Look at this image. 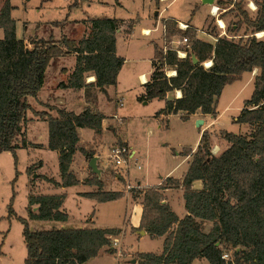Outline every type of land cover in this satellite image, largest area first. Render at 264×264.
<instances>
[{"label":"trees","instance_id":"trees-1","mask_svg":"<svg viewBox=\"0 0 264 264\" xmlns=\"http://www.w3.org/2000/svg\"><path fill=\"white\" fill-rule=\"evenodd\" d=\"M2 1L0 155L11 152L15 165L19 147H40L27 142L23 131L28 122L27 111H31L34 117L46 121L47 147L59 154L60 183L45 175L38 178L55 188L79 185L71 172L72 160L81 153L89 161L94 153L79 144L78 130L88 128L96 136L101 135L105 116L89 107L75 114L47 104L44 105L46 111L36 112L28 99H36L44 83L45 70L54 58L62 56H75L76 67L68 83H61L59 88L84 89L86 100L93 104L97 90L106 93L105 88L115 87L118 72L125 62L116 55L115 33L121 21L117 18L83 21V24L89 23L88 34L77 42L64 36L59 40L41 38L25 42L16 37L10 0ZM72 1L69 11L79 8L82 0ZM233 7L250 30L237 41L210 32L215 43L203 42L197 39L192 28L187 27L182 32L177 29V23L168 18L164 21V41L168 44L174 36L187 38L188 48L179 49L186 53L185 58H179L176 50L169 46L165 49L153 46V70L150 80L142 85L141 101L163 100L175 90L182 93L180 98L166 100L163 109L156 113L157 117L183 112L181 119L187 121L190 115L199 111L203 116L215 118L216 103L224 87L238 81L245 72L257 69L259 73L254 78L251 97L243 102V109L233 120L234 124L250 128L248 136L221 131L224 147L213 154V136L208 131L203 132L195 152L192 153L191 148L181 152L184 157L191 155L182 182L165 179L171 186H183L186 215L180 219L163 203L165 199L159 190L165 187L148 188L142 193L138 229L151 237L166 238L159 254L140 253V264H192L197 258L205 259L209 264H224L221 255L228 249L234 250L238 264H264V37L255 36L264 33V0L256 3L254 18L238 5ZM192 56L198 60L196 65L192 63ZM205 61H210L211 65L204 67ZM169 68L174 75H168ZM87 74L94 76L93 84L85 83ZM52 111L56 116L51 115ZM26 173L32 174V166ZM194 181H201L200 190L192 188ZM85 182L97 186L98 191L83 196L98 203L117 201L122 197L120 191H103V183L96 176ZM64 198V194L28 196V219L66 221L67 214L62 209ZM12 199L13 195L7 218L14 216ZM15 219L23 225L24 264H84L97 258L101 248H110L111 237L120 233L119 229L93 228L30 230L28 221ZM205 222L212 223L207 233L203 232Z\"/></svg>","mask_w":264,"mask_h":264},{"label":"rangeland","instance_id":"rangeland-1","mask_svg":"<svg viewBox=\"0 0 264 264\" xmlns=\"http://www.w3.org/2000/svg\"><path fill=\"white\" fill-rule=\"evenodd\" d=\"M160 0H82L79 8L68 10L72 0H12L10 3L15 6L12 13L13 19L18 23L17 39H54L59 40L61 37H66L77 41L88 34L89 23L83 21L93 20L95 18L108 19H123L127 22L124 26L130 28L134 23L132 39L126 43L125 37H120L117 53L125 58V63L122 66V76L120 85L116 88L110 87L109 93H101L98 97L96 107L107 116L104 123L106 127L103 135L93 137V131L84 128L81 131V141L87 151L98 154L101 157V166L106 167L102 175V183L111 190H122L132 192V196H136L138 188L137 181L144 180L150 184L158 182L157 177L163 175L171 168H177L173 171L174 175H180L183 169V155L181 152L184 149L197 147L198 133L204 125H196L193 119L183 121L180 114H171L167 120H159L156 112L163 104L158 100H151L150 103L143 105L141 97L144 91L141 87V75L149 76L150 74V58H152L153 47L150 40L160 39L161 19L167 16L175 17L182 23L189 20L191 25L203 31L212 32L220 36L226 35L229 38L237 41L241 36L249 34L250 30L242 23L241 15L233 5H238L244 10L250 18H254L256 12V3L261 0H214L213 4H206L207 7H199L193 10L196 5H201L202 0H163L159 6ZM3 1L0 0V8ZM219 3V4H218ZM216 10L213 12L212 10ZM208 10V15L205 20V12ZM160 12L157 21L156 29L154 23L156 17L155 12ZM212 12V13H211ZM130 21V22H129ZM57 22L55 26L52 23ZM219 22L223 23L222 28ZM184 25V24H183ZM186 26V24L184 25ZM142 29H151L150 37L143 36ZM177 29L182 31L177 24ZM228 29V31H227ZM148 34V33H146ZM204 40L209 39L206 34H199ZM256 38H263L264 33L255 35ZM177 42L169 47L181 49L182 37H172ZM2 39V34H1ZM117 54V55H118ZM75 57L62 56L54 58L44 72V83L37 95L39 101L49 103L56 102L58 108H65L79 114L82 110L78 97L73 96V93L55 88L60 81H66L67 76L61 73V68H70L74 65ZM211 65L210 61H205L204 67ZM259 71L245 72L241 78L234 83L224 87V91L216 103L217 121L213 122L210 132L212 148L215 154L219 153L224 144L221 142L220 132L227 131L233 134L248 136L250 128L247 125H237L233 120L239 115L242 110L243 102L248 100L254 91V78ZM168 75H172L168 72ZM71 92V91H69ZM62 100V104H58V100ZM29 105L35 111L47 110L45 107L36 101L35 98L28 99ZM94 103V104H95ZM121 103V106L119 105ZM28 112V118L33 117L31 111ZM53 112V111H52ZM51 112V113H52ZM117 115L120 119L109 118ZM201 120V119H199ZM206 123L209 119L206 117ZM27 124V123H26ZM26 124L24 133L26 134ZM35 128L38 129L35 137L37 142H43V130L40 124ZM109 130V131H108ZM217 130V131H216ZM103 131V128H102ZM35 133V132H34ZM124 140L128 145H132L137 150L135 157L127 161L125 168L115 167L109 160V150L114 148L118 143ZM22 140V137L19 139ZM53 151L48 147L43 150H31L30 148H21L16 150L17 162L14 165L13 155L11 152L2 153L0 155V264H24L26 259V250L24 239H22L23 225L15 218H22L28 221L30 230H45L51 228H118L122 226L123 210L126 207V200H121L116 203H100L82 198L79 199L76 192L80 188L69 187L66 189V199L64 200V211L68 214L66 221H37L28 219V196L56 194L60 191L45 190L46 187H51V184L41 180L38 176L39 161H36L40 154L46 160L45 171L52 179L58 178L60 171L59 165L52 154ZM81 157V155H80ZM79 157V158H80ZM32 166V174L28 175L26 169ZM129 171V176L126 175L117 178V175L125 174L124 171ZM16 173H18L16 175ZM90 169H87V178L83 182L95 177ZM90 177V179H88ZM16 178L15 182L13 180ZM98 179V178H97ZM128 179L131 182H125ZM101 180V179H100ZM104 189V188H103ZM84 190H90L84 189ZM11 201L14 216H8V206ZM181 208L176 204L175 210L180 214ZM34 210V208H32ZM184 210V208H183ZM125 211V210H124ZM93 214V222L88 217ZM117 238V237H116ZM116 238L111 237V247L114 252H110L108 247L101 250L97 260H90L84 264H139L132 263L136 260L138 251H147L159 254L161 252L162 242L158 238L151 239L146 237L138 245L128 236L120 240L118 246ZM122 251V252H121ZM192 264H209L205 259H196Z\"/></svg>","mask_w":264,"mask_h":264},{"label":"crops","instance_id":"crops-1","mask_svg":"<svg viewBox=\"0 0 264 264\" xmlns=\"http://www.w3.org/2000/svg\"><path fill=\"white\" fill-rule=\"evenodd\" d=\"M11 1L12 0H10V2ZM20 1L22 2L23 0H20ZM161 2H164V1L163 0H160L159 3H158V5L156 3V6L158 7ZM200 4L201 5H196L195 6V9L193 10V13H191V16L194 14L195 10H197L199 7H203V8H204V6L207 7L206 4H202V3H200ZM11 6H12L13 9L11 10L10 16H11L12 20L15 21L13 19V17H12V13L15 11L14 10L15 6H13L12 4H11ZM207 8L209 9V7H207ZM208 13H210V12H208V10H206V12H205V16H206L205 17V20L207 18ZM159 14H160V12H158V11L155 12L154 17H156V22L154 23V29L153 30L156 29L155 27L157 25V21H158V18H159ZM168 18L173 19L177 24H182V25L183 24L184 25L186 24L187 27L192 28L195 31V35H196L197 39H199V40H201L203 42L211 43V44H214L215 43L216 39L209 32L203 31V28H204V25H205V21H204V25L202 26L201 30H199V29H197V28H195L194 26L191 25V23H190L191 20H189L186 23H182L179 20H177L175 17L167 16V18L161 19V33H160L161 36H160L159 41H157V39L150 40V44L152 45V47L154 45L158 46V48H160V49H165V48L168 47V44H166L165 41H164V38H165L164 37V21L165 20H168ZM118 20L121 21V25L117 29L116 33H115V37H116V55L118 54L117 51H118V44L120 42V37L121 36L125 37L124 43H126L128 40H131L132 37H133L132 34H133V27H134V23L131 24V27L130 28H128V27L124 26V24L127 22L126 20H123V19H118ZM18 28H19V25L15 21L16 34H17ZM142 32H143V36H146V37H150V35L152 33L151 32V29L150 30L149 29H142ZM146 33H148V34H146ZM1 34H2V37H3V33L0 30V39H1ZM199 34H206L209 37V39H207V40L204 39L203 40L200 37ZM82 35H83V33H82ZM82 35H81V37L83 38ZM82 38L78 39L77 41L81 40ZM23 40L25 42H27L26 39H23ZM176 42H177V40H174L173 38H171V40L168 43L172 44V46H173ZM171 48H173V47H171ZM153 52H154V48H153ZM153 52H152V54H153ZM118 56H120V55L118 54ZM72 57H75V56H72ZM120 57H122V56H120ZM153 57H154V54H153L152 58H150V74H149V76H144V75H141L140 76L141 77V83H142V85H144L145 83H147L150 80V77H151V74H152V70H153V67H152V59H153ZM123 59H124V61H126L125 58H123ZM75 67H76V59H75L74 65L72 67H70V68H64L63 67V68L60 69L61 73L65 74V76H67L66 81L65 80L62 81V82L60 81V84L61 83H63V84H67L68 83V81H69V79H70V77L72 75L71 73L75 69ZM121 69H122V67H121ZM121 69L118 72L119 74H118V77H117V84L115 85V87H112V88H116L117 86L120 85V78L122 76V73H121L122 70ZM168 70H167V72H171V74L173 73V70L171 68H169ZM255 70L256 71H259L257 69H255ZM174 73L172 75H174ZM94 82H95L94 76H92L91 74H87L86 77H85V83L86 84H93ZM60 84H58L55 88H59V85ZM142 85H141V87H142ZM109 88L110 87L105 88L104 91L106 92V94L109 93V91H108ZM61 90L67 91L68 93H71V95L73 93V96L78 97V101H80L79 103H80V107H81V110H82L81 112L84 111L83 109L85 107H89L93 111H97L98 110L99 112H101L96 107L97 103L91 104V103H89L86 100L84 89H79L78 91H76V90L71 89V88H62ZM69 91H71V92H69ZM101 93H103V92L98 91V90L96 91V101L97 102H98V97H99V95ZM38 94H39V92H38ZM181 96H182L181 91L175 90V91L169 92L166 95L165 99H163V100H158V99H152V100L161 101V103L163 104L162 107H159V110L157 111V112H159L160 110L163 109L164 102L166 100L167 101H170V100L175 99V98H180ZM36 101L41 105V107L42 106L44 107L45 104L50 105V106L57 107V105L55 104L56 102H54V104L53 103L46 102V101H42L41 102V101L38 100V97H36ZM150 102L151 101H144L142 104L143 105H146V104H148ZM57 103L60 105V104L63 103V101L60 99V100L57 101ZM119 105L121 106V103H119ZM67 111H70V110H67ZM36 112H42V111H36ZM71 112H73V111H71ZM101 113L104 115L103 112H101ZM178 114H180L181 116L184 115L183 112H179ZM51 115L56 116V113L53 111L51 113ZM104 116H105V119L102 122L103 131L101 132V135L104 134V131L106 129V127L104 126V123L107 120L106 119L107 116L106 115H104ZM216 116H217V111H216ZM206 117L209 119V121L207 122V124H204V123H206V121H205ZM109 118H117L118 120L120 119L117 115H114L113 117H109ZM157 118L160 121L161 120H164V119L167 120L166 119L167 117H164L163 115H160ZM216 118L217 117L213 118V117H211L210 115H207V114H206V116H203L202 114H200L199 111H197L195 114L190 115L188 117V120L193 119L195 123H197V121L199 119H201L203 121L202 122V125H204V126H202V128H200L199 133H198L197 140L199 139V137L201 136V134L203 132H207V131L208 132H213V131H215V130H212V127L214 126L212 124H213V122H216L217 121ZM27 119H28V122H27L26 128H25L26 129V134H25L26 137L25 138H26L27 142H29V143H31L33 145H40V147H37V148H34V147H28V148H30L31 150H43V149H46L47 148V141H48V129H47V123H46V121L45 120H41L40 118L34 117V116L33 117H29V118L27 117ZM38 123L40 124L41 129L44 132V134H43V136H44L43 142H37L36 141L37 138L35 137V135H36L38 129H36L35 127L36 126H39ZM83 129L84 128H79V130H78L79 144H81L82 146H84V144L81 141L80 134H81V131H83ZM95 136L96 135L93 132V137H95ZM120 141H121L120 144L126 146L130 150V153L132 155V157L130 159H132L133 157H135V155L137 154V150L135 149V147H133L132 145H128V143L126 141H124V140H121L120 139ZM197 147L191 148L192 153L196 151ZM212 153L215 154V151L213 150V148H212ZM52 154L54 155V157H55V159L57 161V165H58V157H59L58 152L57 151H53ZM80 155H81V157H80ZM95 157H96V163L95 164H97V169L100 171L99 172V175H96V177L98 178V180L101 179L100 181L102 182L103 181L102 180L103 179L102 178V175L104 174L106 167H104V166L102 167L101 166V160H100L101 157L98 154H95ZM130 159H128L127 161H129ZM35 160L36 161H39V166H40L39 167V173H40V175L41 176H44L45 175L46 177H49V175L45 171L46 167H48V166L46 165V160L43 159L42 155L40 154L37 158H35ZM190 160H191V155H189L187 157H183V159L181 161L183 163V169H182V172L180 173V175H174L173 174V171L177 168V166L179 165L178 164L175 167L171 168V170H169L166 173H164L163 175H159L157 177L158 182H155L153 184H150L148 181H146V177L144 176L143 177V179H144L143 181L141 179V181H137V185L135 184L136 187L138 188V192H141V193H137L136 196H132L133 194L130 191H124L123 192L122 190H119V189H117V190H111V189H109L108 187H106L104 185L103 186L104 189H102L103 191H107V192H117V191H120V192H122V197L119 198V199H117V201H112V203H116V202L121 201V200H126V207L124 209L125 211L123 210V217H122L123 218V222H122V226L121 227H118V228H100V229H116V230L119 229L120 230V233L118 234V236H116L117 238L116 237H112V238H116V240L118 241L117 242V246H118V243L120 242V240H123V238L125 236L131 237L135 241V244L136 245H138L139 243H141L146 237H149L151 239H155V238L157 239L158 238L159 240H161L162 246H163V242H164L166 236L151 237V236H148V234L144 230H142V231H144L145 233L144 234H140V231L141 230L138 229V227L140 225V220H141L140 216H141V213H142V202H143V200H142L143 194L142 193L146 189H148V188H154V187H160V186L161 187H165L164 189L159 190V192L162 194L163 198L165 199L163 203H165L166 205H168L169 208L171 209V211H173L177 217H179L180 219H182L186 215V210L184 208V199L182 198L183 193H184V188H183L182 185H178V186L172 185L171 186L169 183H167L165 181V179H171V180L173 179V180H178V181L182 182L181 180H182L183 176L186 174V172H187V170L189 168ZM88 163H89V161L86 160L85 157L81 153L80 154L77 153L74 156V158L72 160V163H71V172L75 175L76 179L78 180V182L80 184L79 185H76V186H72V187H74V188H80L76 192V195H77V197L79 199H81V197H82V198L88 199L90 201H94V200H91V199L86 198V197L83 196V194H85V193H94V192H97L98 191V187L97 186L90 185V184H88L86 182H83V179L87 178V176H86L87 169H90L91 170V168L88 165ZM126 169H127V167H126ZM91 172H92V170H91ZM124 172H125V174L122 173L120 175H117V178H121V176L123 177L124 175H126V178H128L129 171L127 170V171H124ZM93 175H95V174H93ZM88 179H90V177ZM54 181L57 182V183H60V174H59V177L58 178H54ZM125 182L129 183L131 186H135V185H132L131 182L128 181V179H125ZM67 188H69V187H63V188L57 187V188H55L54 186L51 185V187H46L45 186L44 189L47 190V191H52V193L55 192V191H60V193H56V194H46V195H63L64 194L65 195L64 200H65L66 199V196H67L66 193H65V191H66ZM88 188H90V190H84V189H88ZM192 188L195 189V190H200L202 188L201 181H194L193 184H192ZM64 200H63V205H64ZM94 202H96V201H94ZM106 203H111V202H106ZM96 204L99 205L100 202L99 203L96 202ZM176 204L181 208L180 209L181 210L180 211V214H177L176 213V210H175V205ZM63 207L64 206H62V209H64ZM183 208H184V210H183ZM67 218H68V214H67ZM88 219L91 222H93V214H91L88 217ZM211 225H212L211 222H205L203 224V232H205V233L209 232V229L211 228ZM94 229H96V228H94ZM104 248L105 247L101 248V250L104 251ZM108 249H109L110 252H114L115 251L112 248H108ZM161 251H162V247H161ZM100 252H99V254H100ZM140 253H150V254H154V253L147 252V251H138L137 252L138 257H137L136 260H132L131 261L132 263H133V261H135V263L137 261L139 262V260H140L139 254ZM97 259L98 258H94V259H91V260H97ZM197 259H202V258H197Z\"/></svg>","mask_w":264,"mask_h":264},{"label":"built area","instance_id":"built-area-1","mask_svg":"<svg viewBox=\"0 0 264 264\" xmlns=\"http://www.w3.org/2000/svg\"><path fill=\"white\" fill-rule=\"evenodd\" d=\"M178 27L181 30L185 31L187 28V25L184 26L182 24H178ZM187 43H188L187 38L182 39L181 45H183V47H185L186 49L188 48ZM173 49L176 50V53H178L179 58H185L186 53H184L182 50H179L178 48H173ZM108 157H109L110 162L114 164L115 167H121L122 165H124L126 168V166L128 165L126 164V162L128 159L132 157V155L130 153V150L126 146L122 144H117L114 148L109 150ZM116 245H117L116 243L113 244V246H116ZM221 260L223 261L224 264H238L234 256V250L232 249L223 251L221 255Z\"/></svg>","mask_w":264,"mask_h":264},{"label":"water","instance_id":"water-1","mask_svg":"<svg viewBox=\"0 0 264 264\" xmlns=\"http://www.w3.org/2000/svg\"><path fill=\"white\" fill-rule=\"evenodd\" d=\"M213 2H214V0H202V4H210V5H212ZM191 60H192L193 65H196L198 63V60L196 59L195 56H192L191 57ZM202 122H203L202 120H198L197 123H196V125L197 126L198 125H202ZM95 163H96V157H93V158H91L89 160L88 165L90 166L92 172L95 175H99V172L100 171L97 169V164H95ZM144 233H145L144 231H142V230L140 231V234H144ZM133 263H135V261H133Z\"/></svg>","mask_w":264,"mask_h":264},{"label":"bare ground","instance_id":"bare-ground-1","mask_svg":"<svg viewBox=\"0 0 264 264\" xmlns=\"http://www.w3.org/2000/svg\"><path fill=\"white\" fill-rule=\"evenodd\" d=\"M215 11H216V10L214 9L213 12H215ZM219 26L222 28L223 23H222V22H219ZM260 35H261V33H260ZM206 64H207V67H208V64H209V63H206Z\"/></svg>","mask_w":264,"mask_h":264}]
</instances>
